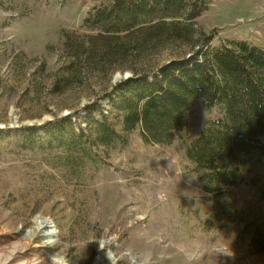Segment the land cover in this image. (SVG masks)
<instances>
[{
    "label": "rangeland",
    "instance_id": "374dc122",
    "mask_svg": "<svg viewBox=\"0 0 264 264\" xmlns=\"http://www.w3.org/2000/svg\"><path fill=\"white\" fill-rule=\"evenodd\" d=\"M103 3L0 0V264H56L55 256L69 264H264V162L238 188L204 191L186 149L222 112L203 100L188 110L189 125L172 145L118 127L126 144L95 150L105 164L23 142L21 128L83 117L117 84L118 72L132 75L105 78L81 63L67 69L62 32H82ZM196 28L213 34L214 46L236 40L264 48V0H211ZM173 49L130 64L156 70ZM39 217L55 226V245L31 237Z\"/></svg>",
    "mask_w": 264,
    "mask_h": 264
},
{
    "label": "trees",
    "instance_id": "16d2710c",
    "mask_svg": "<svg viewBox=\"0 0 264 264\" xmlns=\"http://www.w3.org/2000/svg\"><path fill=\"white\" fill-rule=\"evenodd\" d=\"M210 1L107 0L88 13L82 32L63 31L68 70L81 63L105 78L126 70L132 76L86 105L83 117L75 112L21 128L28 132L23 142L28 147L55 144L76 158L105 164L95 150L125 145L118 127L124 134L141 129L146 142L172 145L189 125L188 110L201 99L222 115L205 125L186 156L202 174L206 193L238 188L251 166L264 162V48L236 40L214 46V35L196 28ZM172 47L171 58L156 70L130 64H149L150 56ZM64 80L55 84L56 90ZM39 131L45 135L38 136Z\"/></svg>",
    "mask_w": 264,
    "mask_h": 264
},
{
    "label": "bare ground",
    "instance_id": "6f19581e",
    "mask_svg": "<svg viewBox=\"0 0 264 264\" xmlns=\"http://www.w3.org/2000/svg\"><path fill=\"white\" fill-rule=\"evenodd\" d=\"M36 225L37 231L36 233L31 235L32 238H34L35 236H39V238L44 244H48L50 246H53L57 243L58 232L50 220L39 217L36 220ZM109 257L112 259L113 262H115V258L112 254H110ZM53 261L56 264H69L64 258L60 256L53 257ZM96 264L100 263L97 262Z\"/></svg>",
    "mask_w": 264,
    "mask_h": 264
},
{
    "label": "water",
    "instance_id": "95a60500",
    "mask_svg": "<svg viewBox=\"0 0 264 264\" xmlns=\"http://www.w3.org/2000/svg\"><path fill=\"white\" fill-rule=\"evenodd\" d=\"M132 75L130 74V73H126L124 76L120 73V72H118L116 75H115V77H114V79H113V82L114 83H118V82H120L119 80H121L122 78L123 79H128L129 77H131ZM116 85V84H115ZM33 126V125H32Z\"/></svg>",
    "mask_w": 264,
    "mask_h": 264
}]
</instances>
